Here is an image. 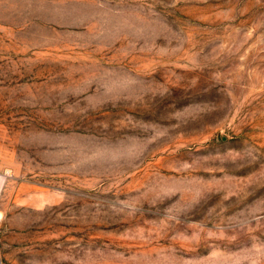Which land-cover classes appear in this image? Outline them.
<instances>
[{
	"label": "rangeland",
	"instance_id": "rangeland-1",
	"mask_svg": "<svg viewBox=\"0 0 264 264\" xmlns=\"http://www.w3.org/2000/svg\"><path fill=\"white\" fill-rule=\"evenodd\" d=\"M0 264H264V0H0Z\"/></svg>",
	"mask_w": 264,
	"mask_h": 264
},
{
	"label": "built area",
	"instance_id": "built-area-1",
	"mask_svg": "<svg viewBox=\"0 0 264 264\" xmlns=\"http://www.w3.org/2000/svg\"><path fill=\"white\" fill-rule=\"evenodd\" d=\"M7 178H8V173L5 171H0V197H1L3 187H4V183H5ZM1 220H2V214L0 211V222H1Z\"/></svg>",
	"mask_w": 264,
	"mask_h": 264
}]
</instances>
